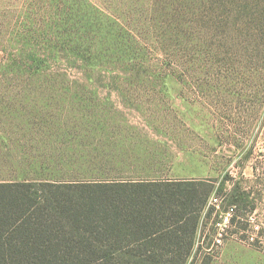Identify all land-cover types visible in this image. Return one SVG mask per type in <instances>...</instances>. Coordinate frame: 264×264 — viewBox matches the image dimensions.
<instances>
[{"label": "rangeland", "instance_id": "374dc122", "mask_svg": "<svg viewBox=\"0 0 264 264\" xmlns=\"http://www.w3.org/2000/svg\"><path fill=\"white\" fill-rule=\"evenodd\" d=\"M257 1L264 3L246 0L249 18L219 15L223 24L204 33L202 47L185 42L188 51L174 57L149 47L146 29L155 24L152 41H160L163 18L138 25L126 14L130 23L121 24L140 44L116 40L119 0H0V134L69 181L203 182L210 192L186 264H264V7ZM229 209L234 224L216 244L214 223Z\"/></svg>", "mask_w": 264, "mask_h": 264}, {"label": "trees", "instance_id": "16d2710c", "mask_svg": "<svg viewBox=\"0 0 264 264\" xmlns=\"http://www.w3.org/2000/svg\"><path fill=\"white\" fill-rule=\"evenodd\" d=\"M122 1L113 21L116 40L140 44L121 24L130 23L126 14H134L138 25L163 18L160 41H152L155 24L146 30L149 47L168 55L187 52L185 42L202 47L205 32L246 11V0H124L120 7ZM254 4L248 10L256 12ZM166 16L172 22L165 25ZM209 192L194 180L0 183V264H186Z\"/></svg>", "mask_w": 264, "mask_h": 264}, {"label": "crops", "instance_id": "0c3cea01", "mask_svg": "<svg viewBox=\"0 0 264 264\" xmlns=\"http://www.w3.org/2000/svg\"><path fill=\"white\" fill-rule=\"evenodd\" d=\"M9 139L10 135L0 134V183L69 181L60 178L62 171L57 176L54 172L49 173L47 169L49 161L45 158H34L24 154L23 147L16 149L13 144L7 142Z\"/></svg>", "mask_w": 264, "mask_h": 264}, {"label": "built area", "instance_id": "2783aa9c", "mask_svg": "<svg viewBox=\"0 0 264 264\" xmlns=\"http://www.w3.org/2000/svg\"><path fill=\"white\" fill-rule=\"evenodd\" d=\"M208 204L211 206H216L218 209V198L216 197H211L208 201ZM232 213H233V209H229V211H227L226 213H222L219 218L215 221L214 223V228L216 230V238H215V242L216 244H220L222 242V239L224 238V236H226L230 226H231V222H232ZM253 230L255 231L253 233V235H249L247 237V241L249 243H253L257 234H258V227L254 226Z\"/></svg>", "mask_w": 264, "mask_h": 264}]
</instances>
